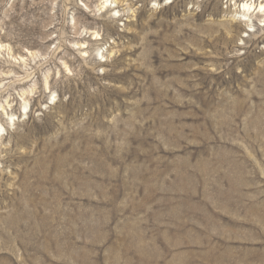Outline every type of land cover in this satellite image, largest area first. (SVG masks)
<instances>
[{
    "label": "rangeland",
    "instance_id": "374dc122",
    "mask_svg": "<svg viewBox=\"0 0 264 264\" xmlns=\"http://www.w3.org/2000/svg\"><path fill=\"white\" fill-rule=\"evenodd\" d=\"M103 1L0 0V264H264V0Z\"/></svg>",
    "mask_w": 264,
    "mask_h": 264
},
{
    "label": "bare ground",
    "instance_id": "6f19581e",
    "mask_svg": "<svg viewBox=\"0 0 264 264\" xmlns=\"http://www.w3.org/2000/svg\"><path fill=\"white\" fill-rule=\"evenodd\" d=\"M102 4L104 8H107L110 5L109 0H104ZM241 8L245 10L246 12H250L252 6H249L248 4H242ZM254 10H257V12L264 11V6L258 5V7L255 8Z\"/></svg>",
    "mask_w": 264,
    "mask_h": 264
}]
</instances>
